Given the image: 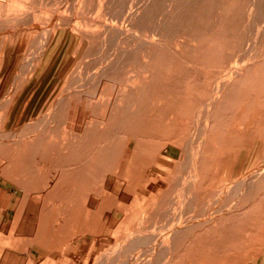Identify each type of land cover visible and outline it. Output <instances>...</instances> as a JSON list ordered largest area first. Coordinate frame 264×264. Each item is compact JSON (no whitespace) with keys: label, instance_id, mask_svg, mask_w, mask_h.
<instances>
[{"label":"rangeland","instance_id":"obj_1","mask_svg":"<svg viewBox=\"0 0 264 264\" xmlns=\"http://www.w3.org/2000/svg\"><path fill=\"white\" fill-rule=\"evenodd\" d=\"M0 173L68 264H264V0H0Z\"/></svg>","mask_w":264,"mask_h":264},{"label":"crops","instance_id":"obj_2","mask_svg":"<svg viewBox=\"0 0 264 264\" xmlns=\"http://www.w3.org/2000/svg\"><path fill=\"white\" fill-rule=\"evenodd\" d=\"M54 79L56 75L53 73L43 72L30 79L15 97L8 111L7 124L16 128L41 115L49 96L57 88L56 85L52 87ZM50 90L52 92L48 94L47 91ZM28 187L26 181L8 178L0 173V264H68L67 254L63 252L67 246L35 243L34 238L31 239L28 233L21 231L17 222L13 221L14 217H21L17 208L20 207L22 199L27 200L30 194ZM21 190L25 198L20 196ZM75 246L76 254L81 252V247H78V244Z\"/></svg>","mask_w":264,"mask_h":264},{"label":"bare ground","instance_id":"obj_3","mask_svg":"<svg viewBox=\"0 0 264 264\" xmlns=\"http://www.w3.org/2000/svg\"><path fill=\"white\" fill-rule=\"evenodd\" d=\"M120 29H122V30H125L126 29V26L125 25H121L120 27H119ZM235 67V66H234ZM232 69V68H231ZM231 71H233V70H231ZM245 71V70H244ZM229 72V71H228ZM220 94H221V92H220ZM220 96V95H219ZM139 137V136H138ZM152 251V250H151ZM154 254V253H153ZM150 257V256H149ZM135 259V258H134ZM133 260V259H132ZM131 263V262H130ZM122 264V263H121ZM129 264V263H128Z\"/></svg>","mask_w":264,"mask_h":264}]
</instances>
